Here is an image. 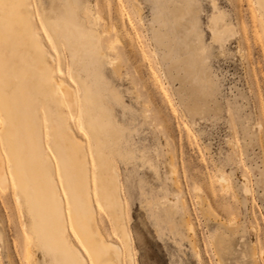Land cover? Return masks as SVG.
I'll use <instances>...</instances> for the list:
<instances>
[{"label": "rangeland", "instance_id": "obj_1", "mask_svg": "<svg viewBox=\"0 0 264 264\" xmlns=\"http://www.w3.org/2000/svg\"><path fill=\"white\" fill-rule=\"evenodd\" d=\"M72 1L119 70L106 59L89 80L122 142L112 157L135 264H264V0H104L111 10L96 23L88 0ZM107 23L119 28L114 52ZM60 69L82 95L63 62ZM83 135L96 173L92 138ZM18 196L11 182L0 184V264H33L31 220ZM94 201L101 230L130 264L110 212Z\"/></svg>", "mask_w": 264, "mask_h": 264}, {"label": "bare ground", "instance_id": "obj_2", "mask_svg": "<svg viewBox=\"0 0 264 264\" xmlns=\"http://www.w3.org/2000/svg\"><path fill=\"white\" fill-rule=\"evenodd\" d=\"M39 1L41 14L33 0H0V184L6 188L11 182L30 217L27 259L39 264L31 248L35 243L41 264H123V248L99 225L97 195L126 242L127 260L135 264L120 174L112 157L122 142L100 92L89 80L106 59L119 73L116 58L106 54L102 35L80 21L74 1ZM88 1L95 23L111 10L104 0ZM217 32L215 37L225 38ZM108 34L115 38L106 50L114 52L116 42H121L117 25L107 23L103 35ZM62 62L83 88L82 95L62 73ZM85 130L92 138L96 173L89 163ZM187 225L194 233L193 224Z\"/></svg>", "mask_w": 264, "mask_h": 264}]
</instances>
